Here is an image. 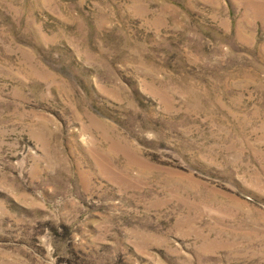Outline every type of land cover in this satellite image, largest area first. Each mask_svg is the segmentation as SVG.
<instances>
[{
	"label": "rangeland",
	"instance_id": "rangeland-1",
	"mask_svg": "<svg viewBox=\"0 0 264 264\" xmlns=\"http://www.w3.org/2000/svg\"><path fill=\"white\" fill-rule=\"evenodd\" d=\"M0 264H264V0H0Z\"/></svg>",
	"mask_w": 264,
	"mask_h": 264
}]
</instances>
